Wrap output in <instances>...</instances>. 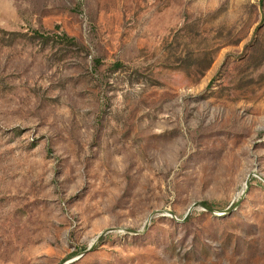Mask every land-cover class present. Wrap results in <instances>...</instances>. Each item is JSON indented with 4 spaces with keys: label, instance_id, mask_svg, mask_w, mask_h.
<instances>
[{
    "label": "rangeland",
    "instance_id": "1",
    "mask_svg": "<svg viewBox=\"0 0 264 264\" xmlns=\"http://www.w3.org/2000/svg\"><path fill=\"white\" fill-rule=\"evenodd\" d=\"M0 264H264V0H0Z\"/></svg>",
    "mask_w": 264,
    "mask_h": 264
},
{
    "label": "trees",
    "instance_id": "2",
    "mask_svg": "<svg viewBox=\"0 0 264 264\" xmlns=\"http://www.w3.org/2000/svg\"><path fill=\"white\" fill-rule=\"evenodd\" d=\"M66 37V36H65ZM208 206V205H207Z\"/></svg>",
    "mask_w": 264,
    "mask_h": 264
}]
</instances>
